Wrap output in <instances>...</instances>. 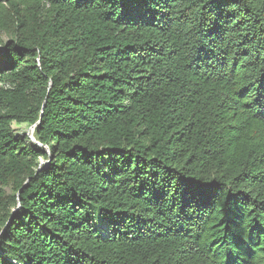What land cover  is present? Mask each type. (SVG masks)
<instances>
[{
    "label": "trees",
    "instance_id": "1",
    "mask_svg": "<svg viewBox=\"0 0 264 264\" xmlns=\"http://www.w3.org/2000/svg\"><path fill=\"white\" fill-rule=\"evenodd\" d=\"M0 264H264V0H0Z\"/></svg>",
    "mask_w": 264,
    "mask_h": 264
},
{
    "label": "rangeland",
    "instance_id": "2",
    "mask_svg": "<svg viewBox=\"0 0 264 264\" xmlns=\"http://www.w3.org/2000/svg\"><path fill=\"white\" fill-rule=\"evenodd\" d=\"M2 37L5 38V35H2ZM14 129L19 136L21 137L27 136L30 142L34 143V136H33V131L31 128H27L26 126H20V127L14 126Z\"/></svg>",
    "mask_w": 264,
    "mask_h": 264
},
{
    "label": "water",
    "instance_id": "3",
    "mask_svg": "<svg viewBox=\"0 0 264 264\" xmlns=\"http://www.w3.org/2000/svg\"><path fill=\"white\" fill-rule=\"evenodd\" d=\"M38 123H39V122H38ZM38 123H37V124H38ZM37 124H36V125H37ZM36 125H35V126H36ZM35 126L31 127L32 131H34ZM34 142H36L35 139H34Z\"/></svg>",
    "mask_w": 264,
    "mask_h": 264
}]
</instances>
